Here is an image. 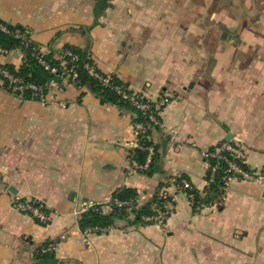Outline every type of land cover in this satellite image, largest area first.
I'll list each match as a JSON object with an SVG mask.
<instances>
[{
  "label": "crops",
  "instance_id": "crops-1",
  "mask_svg": "<svg viewBox=\"0 0 264 264\" xmlns=\"http://www.w3.org/2000/svg\"><path fill=\"white\" fill-rule=\"evenodd\" d=\"M222 1L107 0L101 9L99 0H0V19L55 60L71 47L143 96L175 95L148 136L156 157L146 173L131 167V107L74 84L42 105L0 81V264H264V187L236 181L223 207L196 213L173 185L182 177L203 190L202 152L223 141L243 146L250 169L264 168V0H231L227 15ZM237 8L255 15L263 37L232 17ZM24 60L12 51L2 64ZM120 189L134 190L140 207L169 189L165 227L130 214L83 236L79 207ZM15 196L44 202L51 222L15 210Z\"/></svg>",
  "mask_w": 264,
  "mask_h": 264
},
{
  "label": "built area",
  "instance_id": "built-area-1",
  "mask_svg": "<svg viewBox=\"0 0 264 264\" xmlns=\"http://www.w3.org/2000/svg\"><path fill=\"white\" fill-rule=\"evenodd\" d=\"M10 27V24L0 22V31L12 35L14 39L20 41L22 47L30 51V55L44 71L50 72L53 75L61 72L60 67L53 66L48 60L50 52L35 44L33 39L21 30H12ZM11 53L12 51L10 52V50L0 45V81L6 83V90L9 93L19 96H24L29 93L34 98V101L42 105H47L48 103L57 101L58 94L62 93L70 82L76 85L75 82L78 78V72L75 67H77L76 64L80 61V56L68 49H62L58 55L60 65L63 67L68 66V70L61 72L62 78L60 81L53 80L45 84L26 81L9 71L2 64V58L9 56ZM88 60L84 65V69L89 76L96 80L102 88L108 89L119 96L122 101L128 103L131 108L143 117V121L140 120L134 124V138L129 143L131 153L130 162L133 171L147 172L156 155L154 145L149 143V132L161 126L160 116L163 110L172 102L175 95L172 92L167 93L156 100L143 96L140 92L132 90L128 85L117 83V77L114 74L100 72L90 61V57H88ZM137 150L145 152L146 156L143 163H139L134 157ZM202 157L207 170L203 190L199 191L192 183L184 179L180 181L179 179L174 180L173 183L177 191H185L187 193L189 203L196 213H204L206 211L214 212L223 207L230 193L231 186L236 181L256 183L264 187V168L253 170L247 166V153L241 144L223 141L211 149L203 151ZM215 184H218L217 190L214 191L213 189L211 192V188ZM159 190L156 197L157 200L151 204V213L142 216V221L145 224L164 227L171 215V210L167 204H162L159 201L163 199L168 202L169 189ZM132 205H134L133 201L113 199L101 205L83 203L76 211V214L81 218L90 212L100 210L101 207L111 212L114 209L123 208L130 210ZM12 206L15 210L30 215L42 224H48L52 220L51 211L39 199L15 196L12 200ZM110 230V227H88L82 230V235L88 237L93 234L107 233ZM53 251L54 249L52 248L42 249V253L44 254Z\"/></svg>",
  "mask_w": 264,
  "mask_h": 264
},
{
  "label": "trees",
  "instance_id": "trees-1",
  "mask_svg": "<svg viewBox=\"0 0 264 264\" xmlns=\"http://www.w3.org/2000/svg\"><path fill=\"white\" fill-rule=\"evenodd\" d=\"M99 2H100V4H99L100 8L101 9L105 8L107 0H99ZM0 22L5 23V24H9L7 22H4L1 19H0ZM10 26H11L10 28L12 30H16V29L21 30L23 33L30 36L29 33L23 27L18 26V25L12 26V24H10ZM0 45L3 46L4 48H7L8 50H10V52L11 51H19L23 54L25 60H24L21 67L16 68L14 65H7L5 67L8 68V70L11 71L13 74L23 78L26 81H30V82L37 83V84H45V83H47L49 81H53V80L60 81L62 78L61 72H64L65 70H68V68H69L68 66H65V67L61 66L59 59L55 60L54 56L52 54H49L48 60L50 61V63L53 66L60 67L61 72H59L56 75H53L50 72L44 71L36 63L35 59L30 55V51L28 49H24L22 47L20 41L14 39L12 37V35L5 34L1 31H0ZM64 49H68V50H70V51H72V52H74L80 56V61L76 64L77 67H75L77 72H78V78H77V81L75 82L77 86L90 87L92 90H94V92L96 94H98L102 98V100L104 102H112V103H116L119 105H127L130 107V105L128 103L122 101L119 96H117L115 93H113L112 91H110L108 89L102 88L96 80H94L92 77L89 76L87 71L84 69V65H85L86 61L88 60V56L84 55L82 52H79L78 50L71 48V47H65ZM88 62H89V60H88ZM116 82L120 83V84L122 83L118 79H116ZM69 84H73V83L70 82ZM2 88H4L6 90V83L5 82H2ZM23 97L30 99V100H34V98H32V96L29 93L25 94ZM131 109H133V108H131ZM137 115H138V121H140V120L143 121V117L140 116L139 113H137ZM149 134H150V132H149ZM149 143L152 144L151 142H149ZM145 156H146L145 152L140 151V150H137L134 154V157L136 158V160L139 163L144 162ZM155 157H156V155L154 156V160H153V163H152L150 169L146 173H151L153 171ZM181 179H182V177L179 178V181ZM217 186H218V184L213 185L211 188V192L213 189H214V191H216ZM156 197H157V195L155 196V198L153 199L152 202L157 200ZM112 199L113 200H120V201H133L134 205H132V208L130 210H128L127 208L114 209V211H111V212L105 213V214L102 213L101 210H98L96 212H90L86 215H83L78 221V224H79V227L81 228V230H84L85 228H88V227H96V226L109 227L115 219H117V218L128 219L130 217V214L135 215V221L136 222L139 221V222L145 224L142 221V216L148 215L151 213L150 207H151L152 202L145 207H140L138 205V201H137V194L132 189L117 190L114 193ZM159 202H162V204L163 203L167 204V202L164 201L163 199ZM150 225H153V224H150Z\"/></svg>",
  "mask_w": 264,
  "mask_h": 264
},
{
  "label": "rangeland",
  "instance_id": "rangeland-1",
  "mask_svg": "<svg viewBox=\"0 0 264 264\" xmlns=\"http://www.w3.org/2000/svg\"><path fill=\"white\" fill-rule=\"evenodd\" d=\"M232 2L233 1H231V0H223L221 3H222V6L220 5H218V7H217V9L218 10H223L222 11V13H223V15H224V13L227 15L228 13L230 14V5L232 4ZM210 3H211V1H210ZM213 3H214V0H213ZM212 3V4H213ZM212 8L214 7V5L213 6H211ZM243 16H242V15ZM232 17L233 18H237V20L240 22V24H242V27L244 28V27H246V26H248V27H250L251 29H253L254 30V35L255 36H258V37H260L261 36V34H260V32H258V30L257 29H255L254 28V25L252 24L251 25V23L253 22L252 21V19L253 18H255V15H253V14H251V15H249V16H245L244 15V12H242L241 11V9H238L237 8V10H235V12H233V15H232ZM236 20V21H237ZM226 22V20L223 18V23H225ZM227 23V22H226ZM260 26H262V25H260ZM258 28V27H257ZM255 30L257 31V32H255ZM264 30V29H263ZM260 35V36H259ZM214 37V35L212 34L211 35V38H213ZM261 37H263V35L261 36ZM227 38H233V36H230V37H227ZM165 227V226H164Z\"/></svg>",
  "mask_w": 264,
  "mask_h": 264
},
{
  "label": "water",
  "instance_id": "water-1",
  "mask_svg": "<svg viewBox=\"0 0 264 264\" xmlns=\"http://www.w3.org/2000/svg\"><path fill=\"white\" fill-rule=\"evenodd\" d=\"M226 140L229 141V138H227ZM10 191H12V189H10Z\"/></svg>",
  "mask_w": 264,
  "mask_h": 264
}]
</instances>
